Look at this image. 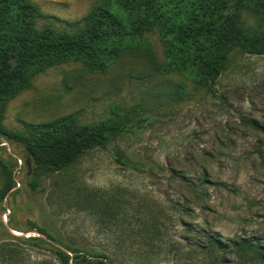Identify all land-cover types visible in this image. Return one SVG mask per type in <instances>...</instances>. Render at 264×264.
<instances>
[{
	"label": "rangeland",
	"instance_id": "rangeland-1",
	"mask_svg": "<svg viewBox=\"0 0 264 264\" xmlns=\"http://www.w3.org/2000/svg\"><path fill=\"white\" fill-rule=\"evenodd\" d=\"M31 1L57 27L112 3ZM243 21L255 25L248 12ZM165 29L144 30L104 72L61 63L7 100L2 124L14 130L66 115L132 129L61 171L41 170L36 189L23 147L0 136V242L22 248L25 264L27 256L61 264L36 236L97 249L116 264H264V54L232 52L211 92L171 66ZM11 177L16 185L1 198ZM215 232L222 249L208 246ZM250 238L257 251L232 243Z\"/></svg>",
	"mask_w": 264,
	"mask_h": 264
},
{
	"label": "trees",
	"instance_id": "trees-1",
	"mask_svg": "<svg viewBox=\"0 0 264 264\" xmlns=\"http://www.w3.org/2000/svg\"><path fill=\"white\" fill-rule=\"evenodd\" d=\"M244 12L253 17V27L245 25ZM53 19L31 0H0V136L20 144L28 155L33 189L42 180L41 170L61 171L81 154L104 147L112 137L132 130L126 120L109 118L84 124L74 115L28 123L22 130L5 127L2 119L7 100L28 88L36 74L70 61L81 62L90 73L104 72L132 50L131 41L140 33L162 24L173 56L171 66L190 69L211 92L232 52L264 54V0H112L93 5L82 18L65 21L61 27L55 26ZM204 183L206 180L201 181ZM15 185L11 177L1 198ZM217 236L216 232L208 235V246L222 249L225 245ZM30 238L56 248L61 264L102 259L116 264L97 249L58 245L52 242L54 237ZM232 243L256 251L261 247L253 238ZM24 255L17 245L0 242V264H25ZM27 258L31 264H54L52 260Z\"/></svg>",
	"mask_w": 264,
	"mask_h": 264
}]
</instances>
